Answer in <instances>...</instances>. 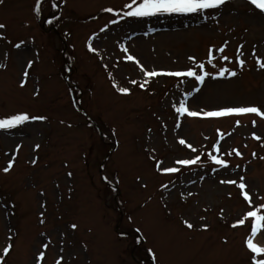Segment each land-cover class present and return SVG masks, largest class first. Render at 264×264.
I'll return each mask as SVG.
<instances>
[{"label": "rangeland", "instance_id": "374dc122", "mask_svg": "<svg viewBox=\"0 0 264 264\" xmlns=\"http://www.w3.org/2000/svg\"><path fill=\"white\" fill-rule=\"evenodd\" d=\"M128 2L44 0L39 15L34 12L37 0L0 4V23L8 26L7 39L0 40V62L7 64L0 69V117L21 111L48 116L44 122L0 131V170L15 146L23 144L13 170L0 171V250L7 243L9 225L18 233L5 264H33L44 242L42 233L52 241L44 264H55L61 246L64 264H157L149 249L157 252L159 264H251L245 243L250 225L231 227L248 205L236 185L220 181L239 182L243 176L254 200L264 196V119L185 116L177 128L180 121L173 104L194 92L198 82L161 76L144 91L131 84L145 76L124 58L121 46L149 70L175 71L193 66L189 56L207 61L210 48L227 42L224 55L230 60L215 52L216 67L206 64V69L216 74L226 66L238 75L208 77L200 92L190 97V108H264V70L251 54L255 49L264 57V14L235 0L206 13L207 20L200 14L164 15L112 24L119 18L104 9L120 10ZM96 33L91 43L98 51L93 53L88 44ZM20 41L22 48L16 49ZM241 44L243 70L236 58ZM29 59L35 62L25 69ZM24 70L29 77L21 88ZM114 84L130 87L132 95L119 93ZM218 130L225 134L223 141ZM253 132L261 140H255ZM181 138L198 152L179 144ZM216 143L229 168L209 163L207 154H215ZM35 144L41 146L38 151ZM233 149L243 156L224 155ZM153 155L169 166L177 158L197 155L202 162L164 175L155 170ZM33 157H39L35 165L30 163ZM184 219L196 228L187 229ZM73 223L79 225L76 230L70 227ZM205 224L208 230L202 231Z\"/></svg>", "mask_w": 264, "mask_h": 264}, {"label": "snow or ice", "instance_id": "6c2138e0", "mask_svg": "<svg viewBox=\"0 0 264 264\" xmlns=\"http://www.w3.org/2000/svg\"><path fill=\"white\" fill-rule=\"evenodd\" d=\"M4 0H0V4H3ZM44 0H37V3L34 5V12L39 15L42 11L41 5ZM67 0H65V3ZM228 3V0H129L128 3L124 4L120 10H116L113 7H107L104 9L105 12L111 13L114 17H118L119 19H112V24H118L120 20L127 18L134 19H143V18H151L158 16H172V15H181V16H190L200 14L203 16L205 20L209 18L206 13H209V10L220 9ZM248 3L251 6H254L255 9L259 10L260 13L264 14V0H248ZM126 9V10H125ZM213 19H217V17L213 16ZM48 23H52L51 20ZM7 25L5 23H0V40H5L7 37L4 35L5 30L7 29ZM101 32H106L107 28H101ZM99 36V33H96L90 38V42L88 44V48L93 53H97V48L93 47L91 41L96 40ZM8 43H11L9 40ZM24 41H20L19 43L14 44L16 49H21ZM122 51L126 54L125 59L130 62H134L140 69L142 73H144L145 78L143 80H131L132 85H138L140 89L144 91H148V85L151 83L153 78L167 76L174 78H192L198 82L199 87L194 89V92L185 93L184 98L181 99L178 104L174 103L173 107L175 112L178 114V122L176 127H180V123H182V118L192 117V118H202V119H219V118H227V117H245L249 115H254L261 119H264V108L261 106H225L219 108L217 110L207 111L204 109L200 110H192L189 106V99L195 93L200 92L201 87L204 85L205 80L212 76L214 79L223 78L228 74L231 77H235L238 75L237 71L230 69L229 67H222L216 74L209 72L206 69V64L211 65L213 68L216 67L214 61L217 59V56L214 54L215 52H219L220 59L224 61H229L230 57L224 55L225 50L228 48V43L225 42L223 46L216 48L215 46L210 48L208 51V59L207 61H197L195 56H189V60L192 61L193 66L186 70H175V71H156L149 70L146 68L141 61L137 58V56L131 54L129 52V48L126 46H121ZM243 50L244 45L241 44L237 50L236 58L238 62V66L240 70H243L245 67L246 60L243 58ZM257 61L258 67L261 70H264V57L257 55L255 49L251 53ZM102 58V57H101ZM35 61L33 59H29L25 61L24 68L31 69L33 67V63ZM107 67V65H105ZM7 68V64L0 62V69ZM29 71L24 70L21 75L20 84L21 88L25 87L28 83ZM116 90L123 95H132V89L130 87H121L119 84H114ZM36 95H39V92H36ZM48 116L46 115H33L28 111H21L6 117H0V131H11L18 128L23 127L26 124L36 122V121H47ZM63 123V121H61ZM241 121L239 119L236 120V126H240ZM71 127V125H68ZM252 126L255 128L257 126L256 120H252ZM166 127V126H165ZM151 131V130H149ZM219 131V130H218ZM231 135V133H228ZM252 137L259 141L261 140V136L257 135L255 132L252 133ZM225 134L222 131H219V140L223 141L225 139ZM179 144L186 146L193 153L198 152V149L193 147L191 143H189L186 139H179ZM23 147V144H17L13 150V154L9 156V160L7 165L0 171L4 174H8L13 170V167L16 164V157L19 156L20 149ZM40 144L34 145V151H38L40 149ZM214 152H209L207 155L210 157L212 163L220 166V168H229V161L223 158L221 155V144L216 143L214 146ZM153 152L155 149L152 150ZM235 154L236 156L242 157L243 154L238 149H233L231 151L225 150L224 155L231 156ZM256 153H253L255 156ZM151 159L155 162V170L164 175L176 174L181 171L182 167H191L193 165H199L202 162V156L197 155L195 158H177L173 162L171 166L167 164V162L163 159H158L155 155L151 157ZM39 160V157H33L30 160V163L35 165ZM66 167L69 165L66 164ZM239 167V166H237ZM68 177H72L73 173L69 171L67 173ZM105 181H108L109 178L107 176L103 177ZM222 184H231L236 185L241 190V196L246 201L248 205V210L241 215L235 223L231 225L232 228H241L246 225L249 226V235L246 237V248L252 254L251 264H264V203H260L259 201H264V196L257 195L256 200L253 199V195L250 194L248 190V184L245 182V178L243 176L240 177L239 182L236 179H223L220 181ZM147 188V184L143 185ZM163 189H169L168 184L162 185ZM14 207V205H13ZM43 207V205H42ZM166 207V205H165ZM14 214V213H12ZM40 223L43 224L45 221L43 219L44 212L40 213ZM184 226L193 230L196 228V225L190 222L188 219H184L182 221ZM72 230H76L79 225L77 223H73L70 225ZM202 231L208 230V225L205 224L201 228ZM9 235L7 236V243L0 250V264H5L6 258L10 256L13 252L14 244H13V236L18 235V233L13 232L11 225L8 228ZM137 232H140V229H136ZM44 237V242L40 249L37 250V254L34 256L33 264H44L46 258V252L49 248V245L52 243L51 238L47 236L46 233L41 234ZM228 241L225 240L224 243ZM85 251H87V245L84 246ZM151 254V258L153 261L159 264V257L157 252L153 249H149ZM64 249L61 246L58 249L57 259L55 260V264H64Z\"/></svg>", "mask_w": 264, "mask_h": 264}]
</instances>
